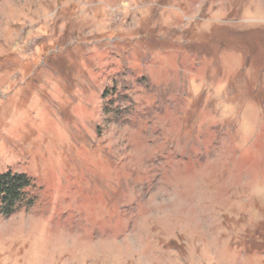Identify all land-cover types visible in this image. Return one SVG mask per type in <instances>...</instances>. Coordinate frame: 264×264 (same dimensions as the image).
Returning a JSON list of instances; mask_svg holds the SVG:
<instances>
[{
	"label": "rangeland",
	"instance_id": "rangeland-1",
	"mask_svg": "<svg viewBox=\"0 0 264 264\" xmlns=\"http://www.w3.org/2000/svg\"><path fill=\"white\" fill-rule=\"evenodd\" d=\"M0 264H264V0H0Z\"/></svg>",
	"mask_w": 264,
	"mask_h": 264
},
{
	"label": "trees",
	"instance_id": "trees-1",
	"mask_svg": "<svg viewBox=\"0 0 264 264\" xmlns=\"http://www.w3.org/2000/svg\"><path fill=\"white\" fill-rule=\"evenodd\" d=\"M32 186V179L25 173L10 169L0 173V213L8 216L22 204H33L28 192Z\"/></svg>",
	"mask_w": 264,
	"mask_h": 264
}]
</instances>
